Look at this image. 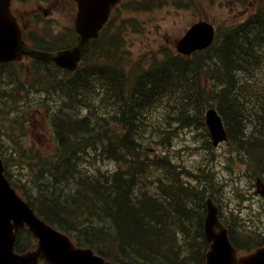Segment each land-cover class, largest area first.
<instances>
[{
    "label": "trees",
    "instance_id": "16d2710c",
    "mask_svg": "<svg viewBox=\"0 0 264 264\" xmlns=\"http://www.w3.org/2000/svg\"><path fill=\"white\" fill-rule=\"evenodd\" d=\"M260 9L246 23L220 32L210 49L191 58L155 62L148 68L132 62L124 71L110 64L93 78L83 71L86 58L76 73L57 69L71 76H61L56 86L48 87L61 96L55 109L48 99L32 103L33 97L42 99L41 93L29 94L38 90L33 80L42 78L41 71L54 77L50 68L35 62L26 70L0 65V115L6 111L2 105L12 104V114L6 112L18 118L23 133L21 127L30 123L26 112L36 105L34 111L45 114L56 142V150L49 155L28 152L20 137H7L0 130V141H8L7 151L0 149V155L12 185L43 220L69 235L77 246L91 248L107 260L205 264L204 217L206 199L216 200L215 193L209 195L208 183L210 187L214 183L202 177L206 167L189 171L193 177L180 181V173L189 169L180 172L181 160L168 155L167 148L159 155L145 156L143 138L155 127L147 126L145 118L170 99L167 122L174 121L175 115L178 125L202 127L206 109L216 107L227 126V144L233 151L229 157L243 161L250 178L264 174V6ZM120 48L121 38L113 36L92 50L107 64L118 57L116 53L109 57L112 51L118 53ZM121 54L119 62L126 59ZM259 70L260 79L251 75ZM24 72L31 83H18ZM42 75L49 78L47 73ZM17 89L23 91L22 104L27 98L28 104L16 105ZM105 97L112 100L108 108L113 109L97 113ZM83 106L85 114L81 115ZM14 151L13 158L7 157ZM102 163L116 166L102 170ZM223 222L230 227L237 248L249 252L263 244L259 236L252 237L257 228L246 224L241 212L225 213ZM35 247L36 239L27 230L19 233L17 253Z\"/></svg>",
    "mask_w": 264,
    "mask_h": 264
},
{
    "label": "rangeland",
    "instance_id": "374dc122",
    "mask_svg": "<svg viewBox=\"0 0 264 264\" xmlns=\"http://www.w3.org/2000/svg\"><path fill=\"white\" fill-rule=\"evenodd\" d=\"M263 2L264 0H208L198 3L199 11H197V8L194 11H181L182 8L176 7L178 0L163 1L164 8L160 10L155 9L159 1L150 0L147 4L155 11H135L125 17L127 21L130 19L129 25L128 28H125V31L120 33L119 37L124 46V48L120 49L123 50L126 59H121L119 62L115 57L111 61H108L107 64L99 59H95L92 62V66L94 67L92 75L97 74L96 71L110 64L113 65V69L121 66L124 71L128 69L132 62L139 61L140 67L148 68L153 60L160 61L164 59V55H174L173 46L175 42L196 21L205 19L213 22L218 30L224 31L229 27L240 26L246 23L251 17L249 14H256L257 11L242 10L252 7L258 8L259 4H263ZM246 12L248 15H246ZM118 15L119 13L117 12L115 16ZM74 20L75 17L66 13L63 16L54 18L53 22H56L54 24L51 22L39 26L36 23L34 33L37 37L43 34L49 37L60 34L64 38L66 35H70V29L74 27ZM65 41L71 43L73 40L69 38V40ZM52 45L59 46L62 44ZM114 55L115 52L112 51L109 57H113ZM124 61H126L125 65H122ZM128 63L129 66L127 65ZM18 68L20 70L25 68L24 61L18 65ZM251 75L260 79L262 72L259 70L257 74ZM39 81L41 82L42 79ZM40 82L37 84L39 90H34V94L43 93V90L49 85L44 84L46 86H43ZM33 99L36 100L35 97ZM41 102L42 99L39 98L38 103L35 104L38 105ZM103 102L105 104H100L97 113L112 111L113 108H108L109 104L113 103L112 100L109 97H105ZM35 106L29 107L28 109L32 110L26 112L30 123L27 128L25 126L21 127V129H24L23 133H21L18 118L12 117L6 112L12 113L13 110L10 106H5L4 109L6 111H3V114L0 115V130H4L16 137H22L21 142L24 143L27 149L35 148L40 150L41 153L48 155V152L54 150L55 140L46 125L44 113L34 111ZM165 108H168V103L165 105ZM166 111L168 113V110ZM160 115L162 114L152 111L147 115L145 121L151 122ZM171 119L174 121L169 120L164 127L158 126L155 122L156 126L153 127V132L151 134L149 132L144 133L145 138H143L144 142L142 143L144 155L149 156L155 151L160 154L162 150L168 147L170 152L168 155L172 154L173 157L176 156L181 160L178 164L179 167L182 165L180 172H183L185 167L189 169L186 173L179 172V180L185 182L193 177L188 176L189 171L206 167L204 170L205 174L201 175L202 177L206 176L205 178H211L213 181L214 184L211 187V182L208 183L209 195L212 194L213 196L216 194L215 202L221 210L222 216L224 215L223 211L228 213L229 216H231L232 212H241L242 219L247 222L246 224L249 223L252 229L257 228V230L253 229L257 231V234H254L252 237L257 238L259 236V238H262L264 235V199L255 194V181L260 178L261 182H263L264 174L257 173L255 177H248L247 174L249 172L243 170V161L238 157H229V155H233V151L228 144L223 143L218 147L210 149L208 144L211 142V138L205 120L202 127L186 128L179 126L178 123L176 124L175 115ZM209 163L211 164L208 165ZM102 166V170H106L109 167L114 168L116 165H105L102 163ZM237 192L240 194L237 195ZM246 224L241 226V228H244ZM246 246L249 247L251 245L246 243Z\"/></svg>",
    "mask_w": 264,
    "mask_h": 264
},
{
    "label": "water",
    "instance_id": "95a60500",
    "mask_svg": "<svg viewBox=\"0 0 264 264\" xmlns=\"http://www.w3.org/2000/svg\"><path fill=\"white\" fill-rule=\"evenodd\" d=\"M121 0H77L79 14L76 30L80 35L78 46L59 53H44L29 48L13 18L11 0H0V63L20 60L23 56L42 60L68 70H76L82 55L88 50L93 38L108 20L112 7ZM102 30V29H101ZM212 25H194L178 44V51L190 55L197 50L210 47L214 41ZM214 146L227 140V132L217 109L206 113ZM264 197V184L257 182ZM205 235L209 244L206 264H264V247L245 256H239L230 241L228 229L219 219V210L211 199L206 202ZM27 223L31 232L39 239L38 248L23 255L15 252L17 234ZM44 259L49 264H118L105 260L90 248H81L65 233L53 229L38 219L12 188L4 175L0 158V264H38Z\"/></svg>",
    "mask_w": 264,
    "mask_h": 264
},
{
    "label": "flooded vegetation",
    "instance_id": "af4514ba",
    "mask_svg": "<svg viewBox=\"0 0 264 264\" xmlns=\"http://www.w3.org/2000/svg\"><path fill=\"white\" fill-rule=\"evenodd\" d=\"M148 1L150 0H122L112 11H118L119 15L115 16L112 15L109 20L107 21L105 25V29L110 28L114 25V36L119 37L120 33L125 31V28H128L129 21L125 20V17L128 14L134 13L135 11H155L153 8H150L148 6ZM159 1V4H157V7L155 9L160 10L163 7V1L170 2L172 0H157ZM201 1H208V0H178V4L176 7L182 8L181 11H194L195 8H197V11H199V5L198 3ZM68 4V0H14L13 2V11L15 14H20L21 11H26L29 15L33 16H41L43 18H48L52 15H57V11L60 9V7L66 6ZM68 9L69 11H73L76 8L72 5H68L67 7H64ZM234 10V9H233ZM260 10V4L259 7H252V8H244L242 11H259ZM246 15L248 13L246 12ZM249 15H252L249 14ZM209 22L215 27V30L217 32V26L210 21H207L205 19H201L198 22ZM195 24V23H194ZM25 23L23 24V26ZM192 26V25H191ZM190 26V27H191ZM200 51H197L196 53H199ZM192 56V55H191ZM154 62V60L152 61Z\"/></svg>",
    "mask_w": 264,
    "mask_h": 264
},
{
    "label": "bare ground",
    "instance_id": "6f19581e",
    "mask_svg": "<svg viewBox=\"0 0 264 264\" xmlns=\"http://www.w3.org/2000/svg\"><path fill=\"white\" fill-rule=\"evenodd\" d=\"M110 151V150H109ZM104 153V152H103ZM106 156V155H105ZM102 160V159H101ZM73 167V166H72ZM76 172V171H75ZM28 174V173H27ZM103 174V173H102ZM76 176V175H75ZM70 177V176H69ZM78 177V176H77ZM65 180V179H64ZM91 180V179H90ZM62 183V182H61ZM78 184V183H77ZM83 185V184H82ZM63 196V195H62Z\"/></svg>",
    "mask_w": 264,
    "mask_h": 264
}]
</instances>
